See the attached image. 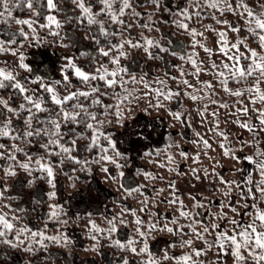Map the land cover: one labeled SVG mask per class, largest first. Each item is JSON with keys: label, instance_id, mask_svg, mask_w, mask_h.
<instances>
[{"label": "snow or ice", "instance_id": "snow-or-ice-1", "mask_svg": "<svg viewBox=\"0 0 264 264\" xmlns=\"http://www.w3.org/2000/svg\"><path fill=\"white\" fill-rule=\"evenodd\" d=\"M70 3L0 0V245L30 254L23 264H45L50 256L38 253L49 244L69 249L66 226L83 212L82 230L92 241L85 250L102 253L106 242L115 252L106 264H264V0H178L174 9L169 0ZM161 22L174 25L186 45L173 51ZM83 40L92 47L80 46ZM44 46L55 59L47 48L28 51ZM140 55L164 63L131 71L126 61ZM141 99L145 106L136 110L164 111L170 129L190 125L193 109L204 127L192 141L200 150H184L171 131L161 147L149 146L159 143L155 126L127 123ZM114 125L125 129L120 136L134 137L131 146L140 145L143 165L118 146ZM177 155L190 162L187 172ZM225 163L231 175L220 170ZM157 169L196 183L181 194ZM94 170L123 200L69 215L58 177L74 189L80 173ZM16 184L43 193L35 201L47 205L39 225L18 214L25 210L12 202L20 198L10 194Z\"/></svg>", "mask_w": 264, "mask_h": 264}, {"label": "trees", "instance_id": "trees-1", "mask_svg": "<svg viewBox=\"0 0 264 264\" xmlns=\"http://www.w3.org/2000/svg\"><path fill=\"white\" fill-rule=\"evenodd\" d=\"M65 2L68 4L69 8H71L70 0H65ZM178 2V0H169V6H171L173 9L175 7V4ZM17 15L20 14V11L17 10ZM71 14V13H69ZM157 15H160V13H157ZM164 19H171L169 13L163 14ZM205 23L209 22L207 20L204 21ZM163 29V39L165 42L171 41V48L173 51H177V45H186L187 38L182 35L181 32L177 31L174 25L166 24L161 22L159 25ZM13 27H15L13 25ZM67 28H71L72 25H66ZM75 31L79 34H83V29L77 26L75 28ZM160 35V34H157ZM87 45L90 49L92 47L91 42L87 40H83L81 42L80 46ZM45 48H47V54L49 56H52L53 59H55V55L58 53H55V50L49 46H44L40 48H29L28 51L35 53L37 51L43 53L45 52ZM186 51V48L184 49ZM61 51H66L65 49H62ZM75 51V50H74ZM4 58L2 55H0V59ZM43 58V57H41ZM7 59L11 60L12 57L8 56ZM28 59L31 61L33 60L32 56H29ZM83 59V58H82ZM168 59L171 60L174 63H180V61L172 57L170 54L168 55ZM59 63V61H56ZM44 63L47 65L49 62L46 58H44ZM128 66L130 67L131 71L139 72L140 68L143 67L145 71H148V68L145 67L146 64H151L154 68L159 69L161 65H163V61L160 62H153V61H147L146 58L143 55H140L134 60L126 61ZM169 70L175 71L174 69H171V66L169 65ZM151 73L149 75V79L151 80ZM177 103V102H173ZM145 101L142 105H140L141 108L144 107ZM177 106H179L177 104ZM134 108L133 113L131 114V118L127 121L130 128H139L137 126V123H134V121H138L139 123H143L144 121H150L152 125L155 126L156 131L153 133V139L158 140V144H149V146L155 148V147H161L163 143L166 142V137L168 133L171 131L174 138L179 139L181 141V147L188 151L189 153L193 151H199L200 149L195 148L194 145L192 146V137L194 134V129L192 124H188L187 121L184 124H178L175 126V128L170 129L169 128V116L164 112H156L155 110H149V112H143L137 111ZM141 126V124H140ZM115 131L114 135L115 138L118 140V146L124 150V149H131V156L133 157V164L135 166H141L145 163L144 157L142 152L136 151L135 148H139L140 145L136 144L134 147L129 144V139H134L125 136H120L119 133L125 132V129L120 126H113ZM229 129L232 131L233 134H235L237 131L232 126L229 127ZM183 133L181 136H177V133ZM247 134V133H244ZM219 149V148H216ZM220 152V149L217 152H213L212 155H218ZM177 159L180 164V172L185 173L188 171V164L190 162H185L179 158L177 155ZM227 160V158H224ZM200 163L206 164V159L202 158ZM195 166V165H193ZM224 174L231 175L230 172H228V164L225 163L223 168L220 169ZM157 171L162 172L165 177L171 176L172 179L176 180L177 186L180 189L181 194H186L187 190L191 188L193 183H196L191 177H177L175 173H168L164 169H157ZM134 172V169H133ZM80 179L76 182V187L70 188L67 184L66 177H64L62 174L58 177V187L61 188V195L63 196V203L70 207L69 215H74V213L81 211V209L85 211H91V209H86V206L82 205L80 202V198L83 196V194H87V199H89V196L91 193L89 192L93 186H96V184H99V186L104 190V199H102L99 202L100 210H105V205L108 206L110 209L112 207V201L116 200L117 198H120L123 200V197L120 196V193L117 191L116 186L114 184H110L109 182H106L103 179V174L99 172V170H94L92 174L80 173ZM21 178L27 179L25 174L21 173ZM127 183V181H125ZM43 187V190H47V185L44 184L43 181H38L36 188ZM197 191L200 189H196ZM31 193V195H29ZM12 195H19L18 200L12 201L14 205H18L20 208L24 209L25 212L18 213L19 215L25 216L27 215L33 226L39 225L42 221L41 218L46 214L47 212V205H40L35 203L37 200L44 199L43 193L41 191H37L35 188H30L25 184V187L23 191H19V184H16V189L10 193ZM71 197V200L69 199ZM77 198V199H76ZM91 200V199H90ZM79 202V203H77ZM130 204L134 203L131 200V198L127 201ZM93 205V202H90ZM96 205V204H95ZM93 205V206H95ZM165 206L160 205V210L164 211ZM67 210V209H66ZM98 222L103 223V221L100 218H97ZM85 220L83 217V212H81V219L77 223H70L67 225V234L73 238V242L70 244L69 249H65L61 246L55 245V244H49L48 246V252H40L38 253L41 256H50L48 260L45 261V264H52L53 258L56 261V264H106L107 261L115 259V252L114 249L107 246L106 242L104 244V247L101 252H92V251H86L85 248L87 245L92 243L90 239L84 234L83 224ZM55 231L54 226H50L49 232ZM120 235H124V229L122 228L120 231ZM51 254V255H50ZM30 256V254L24 253L23 251L16 250V249H9L8 247L4 245H0V264H23V261L26 257Z\"/></svg>", "mask_w": 264, "mask_h": 264}, {"label": "rangeland", "instance_id": "rangeland-1", "mask_svg": "<svg viewBox=\"0 0 264 264\" xmlns=\"http://www.w3.org/2000/svg\"><path fill=\"white\" fill-rule=\"evenodd\" d=\"M201 55L203 56V52H201ZM181 99H184L183 97H181ZM144 102L143 99L140 100V102L135 106V108L140 107V105H142ZM145 106V104H144ZM192 111V118H191V124L193 126V129L194 130H198V131H201V132H204V127L202 125H200L199 123V117L195 114L194 110L193 109H190ZM221 111L223 112L224 110L221 109ZM143 113V112H142ZM145 113V112H144ZM223 121H224V117L221 116V122H222V125L223 126ZM151 122L150 121H144L143 123H139L137 124L138 127H140V124L141 126H144V125H148L150 124ZM234 127L236 131H239V129L232 125V124H229V127ZM210 135V133L208 134ZM245 136L247 134H244ZM133 138V137H132ZM196 137L195 135L193 134V137H192V141L195 140ZM146 143H149V142H146ZM194 145V147L196 148V145L194 143H192V146ZM198 149V148H197ZM219 149H215V152H217ZM207 163H210L209 161L206 160ZM206 163V164H207ZM103 189L99 186V184H96V186H93V188L89 191L91 193V195L89 196V199L86 198V196L88 197V195L86 194H83V196L80 198V202H83L81 203L82 205L86 206V209H91V208H88V204L92 201L93 202V205L97 204L98 202H100L102 199H104V194H103ZM77 199V198H76ZM91 199V200H90ZM100 200V201H99Z\"/></svg>", "mask_w": 264, "mask_h": 264}]
</instances>
